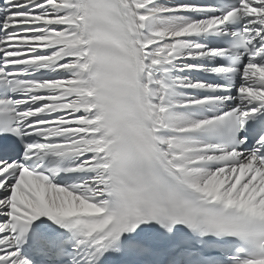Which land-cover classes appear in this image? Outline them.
Returning a JSON list of instances; mask_svg holds the SVG:
<instances>
[{
	"label": "snow or ice",
	"instance_id": "6c2138e0",
	"mask_svg": "<svg viewBox=\"0 0 264 264\" xmlns=\"http://www.w3.org/2000/svg\"><path fill=\"white\" fill-rule=\"evenodd\" d=\"M0 264H264V0H0Z\"/></svg>",
	"mask_w": 264,
	"mask_h": 264
}]
</instances>
